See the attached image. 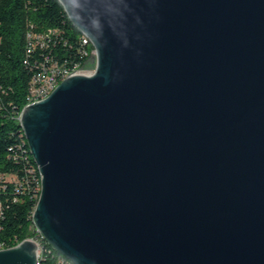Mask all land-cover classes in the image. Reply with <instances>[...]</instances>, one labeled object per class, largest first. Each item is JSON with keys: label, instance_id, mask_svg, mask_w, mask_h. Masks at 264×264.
I'll use <instances>...</instances> for the list:
<instances>
[{"label": "water", "instance_id": "obj_1", "mask_svg": "<svg viewBox=\"0 0 264 264\" xmlns=\"http://www.w3.org/2000/svg\"><path fill=\"white\" fill-rule=\"evenodd\" d=\"M58 1L96 70L21 113L42 238L72 264H264V0Z\"/></svg>", "mask_w": 264, "mask_h": 264}, {"label": "trees", "instance_id": "obj_2", "mask_svg": "<svg viewBox=\"0 0 264 264\" xmlns=\"http://www.w3.org/2000/svg\"><path fill=\"white\" fill-rule=\"evenodd\" d=\"M91 50L58 0H0V243L5 248L39 238L32 215L41 177L18 120L31 80L50 61L89 68ZM48 252L64 258L49 245Z\"/></svg>", "mask_w": 264, "mask_h": 264}, {"label": "built area", "instance_id": "obj_3", "mask_svg": "<svg viewBox=\"0 0 264 264\" xmlns=\"http://www.w3.org/2000/svg\"><path fill=\"white\" fill-rule=\"evenodd\" d=\"M82 43L84 45L89 46V43L86 42L85 36H82ZM28 53H30V50H28ZM95 55H96V51L91 50V62L96 65L94 61ZM88 69L89 68H86V70H77V67L64 68L54 61H50L48 65H43L31 80L27 103L24 107H26L27 104H29L30 102H36V99H45L47 97V92L50 91L52 88V84L62 82V74L74 73V76H91L95 73V72L93 74L86 73ZM21 113L18 119L19 122L21 119ZM34 230L39 235V238H30L26 240L31 241L36 246L35 249L36 264H68L64 260H61V258L58 257V255H52V253H49L47 243L46 244L42 243L43 238H41L42 237L41 234L38 231H36L35 226H34Z\"/></svg>", "mask_w": 264, "mask_h": 264}, {"label": "bare ground", "instance_id": "obj_4", "mask_svg": "<svg viewBox=\"0 0 264 264\" xmlns=\"http://www.w3.org/2000/svg\"><path fill=\"white\" fill-rule=\"evenodd\" d=\"M81 36H84V35H82L81 34ZM86 42H88L89 43V45L92 47V50H94L95 51V49H94V47H93V45L91 44V42L86 38ZM77 70H86V69H82V68H77ZM68 76H74V73H65V74H62V81L64 80V79H66ZM60 83H53L52 84V88H51V90L50 91H48L47 92V96L59 85ZM41 100H43V99H36V102H39V101H41ZM33 103H35V102H30L29 104H27V106L28 105H30V104H33ZM26 106V107H27ZM25 108V107H24ZM36 231H38L37 229H36ZM39 232V231H38ZM6 249H9V248H5L4 247V245L2 244V243H0V251H2V250H6ZM53 249V248H52ZM54 250V249H53ZM55 251V250H54ZM56 252V251H55ZM61 255V254H60ZM62 256V255H61ZM64 257V256H63ZM64 258H66V257H64ZM64 258H61V260H64L65 262H67L68 264H72L67 258L66 259H64Z\"/></svg>", "mask_w": 264, "mask_h": 264}, {"label": "rangeland", "instance_id": "obj_5", "mask_svg": "<svg viewBox=\"0 0 264 264\" xmlns=\"http://www.w3.org/2000/svg\"><path fill=\"white\" fill-rule=\"evenodd\" d=\"M95 69H96V65L94 63H92L86 73H88V74L92 73L93 74L95 72Z\"/></svg>", "mask_w": 264, "mask_h": 264}]
</instances>
